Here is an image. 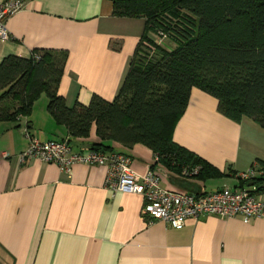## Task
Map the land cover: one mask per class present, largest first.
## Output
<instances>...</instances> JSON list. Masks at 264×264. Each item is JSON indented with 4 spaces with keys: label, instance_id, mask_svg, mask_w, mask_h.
I'll use <instances>...</instances> for the list:
<instances>
[{
    "label": "crops",
    "instance_id": "1",
    "mask_svg": "<svg viewBox=\"0 0 264 264\" xmlns=\"http://www.w3.org/2000/svg\"><path fill=\"white\" fill-rule=\"evenodd\" d=\"M6 24L10 38L0 39V60L67 51L57 92L72 107L94 94L108 101L117 96L145 21L113 15L112 0H28ZM47 105L41 92L27 115L0 121V264H264V217L244 222L204 214L175 229L147 221L142 195L108 188L103 165L76 163L67 172L39 158L20 160L29 144L25 129L40 141L66 140L73 152L86 153L97 141L94 126L86 138L70 137ZM217 105L192 88L173 140L220 175L185 176L142 143L110 144L131 157L137 180L152 168L164 188L234 186L237 172L254 163L264 167V129L249 117L224 116Z\"/></svg>",
    "mask_w": 264,
    "mask_h": 264
},
{
    "label": "trees",
    "instance_id": "2",
    "mask_svg": "<svg viewBox=\"0 0 264 264\" xmlns=\"http://www.w3.org/2000/svg\"><path fill=\"white\" fill-rule=\"evenodd\" d=\"M112 2L113 15L145 21L117 96L108 101L94 94L88 104L70 107L57 92L66 50L9 54L0 60V121L27 115L45 92L48 110L70 137L86 138L95 127L92 150L142 143L174 172L199 165L195 176L220 175L174 142L173 130L194 87L215 97L224 116L237 122L249 117L264 129V0ZM165 38L172 44L161 45ZM143 42L146 52L140 55Z\"/></svg>",
    "mask_w": 264,
    "mask_h": 264
},
{
    "label": "built area",
    "instance_id": "3",
    "mask_svg": "<svg viewBox=\"0 0 264 264\" xmlns=\"http://www.w3.org/2000/svg\"><path fill=\"white\" fill-rule=\"evenodd\" d=\"M28 0H3L0 2V39L10 38L8 18L20 11ZM154 41L161 40L157 35ZM29 139L26 150L19 154L20 160L39 158L56 164L61 170L71 172L76 163L103 165L107 168L106 186L115 191L137 193L143 196L142 214L148 222L161 220L168 226L180 229L188 218L198 219L204 214L222 218L239 217L244 222L264 217V167L257 163L235 174L236 184L208 192L179 191L160 186V177L148 169L140 180L131 167L129 155L112 151L88 150L73 152L68 141H40L24 130ZM199 167L184 168L185 176L196 175Z\"/></svg>",
    "mask_w": 264,
    "mask_h": 264
},
{
    "label": "rangeland",
    "instance_id": "4",
    "mask_svg": "<svg viewBox=\"0 0 264 264\" xmlns=\"http://www.w3.org/2000/svg\"><path fill=\"white\" fill-rule=\"evenodd\" d=\"M166 44L168 45V44H172V43H171V41H170L169 39L165 38V39L162 41L161 45H166ZM144 46H147V45H145L144 42H143V44H142L141 47H140V51H139L138 54L142 55L143 53L146 52V50L144 49ZM4 102H8V101H4ZM2 103H3V102H0V104H2Z\"/></svg>",
    "mask_w": 264,
    "mask_h": 264
}]
</instances>
